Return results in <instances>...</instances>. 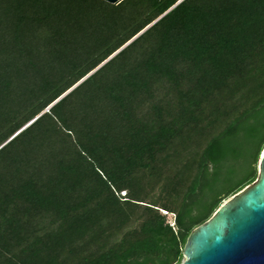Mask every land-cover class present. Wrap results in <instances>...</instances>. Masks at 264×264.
Returning <instances> with one entry per match:
<instances>
[{"label": "trees", "instance_id": "1", "mask_svg": "<svg viewBox=\"0 0 264 264\" xmlns=\"http://www.w3.org/2000/svg\"><path fill=\"white\" fill-rule=\"evenodd\" d=\"M263 151L264 0H0V264H183Z\"/></svg>", "mask_w": 264, "mask_h": 264}, {"label": "water", "instance_id": "2", "mask_svg": "<svg viewBox=\"0 0 264 264\" xmlns=\"http://www.w3.org/2000/svg\"><path fill=\"white\" fill-rule=\"evenodd\" d=\"M116 5L122 0H102ZM257 180L190 235L183 264H264V151Z\"/></svg>", "mask_w": 264, "mask_h": 264}, {"label": "rangeland", "instance_id": "3", "mask_svg": "<svg viewBox=\"0 0 264 264\" xmlns=\"http://www.w3.org/2000/svg\"><path fill=\"white\" fill-rule=\"evenodd\" d=\"M123 195H125V194H123ZM185 261V260H184ZM184 261H183V263H184Z\"/></svg>", "mask_w": 264, "mask_h": 264}]
</instances>
